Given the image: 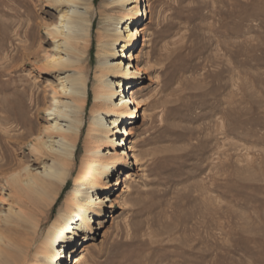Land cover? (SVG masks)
Masks as SVG:
<instances>
[{"label":"rangeland","instance_id":"374dc122","mask_svg":"<svg viewBox=\"0 0 264 264\" xmlns=\"http://www.w3.org/2000/svg\"><path fill=\"white\" fill-rule=\"evenodd\" d=\"M107 1H94L93 41L82 63L90 97L76 170L89 142ZM107 7L110 15L122 12ZM57 15L49 0H0V146L8 128L11 135L20 132L14 126L24 85L28 113L37 112L29 99L34 90L41 97L34 121L47 124L56 79L41 71V59L24 69L22 49L51 54L49 27L39 26ZM143 17L146 32L132 64L142 71V98L153 105L141 107L135 134L127 136L136 141L134 150L126 149L130 177L113 188L116 207L106 208V227L83 251L81 264H264V0H146ZM32 140L9 145L11 172L27 164L39 168ZM76 170L52 215L75 188ZM118 177H125L123 170ZM9 192L1 178L0 213Z\"/></svg>","mask_w":264,"mask_h":264},{"label":"bare ground","instance_id":"6f19581e","mask_svg":"<svg viewBox=\"0 0 264 264\" xmlns=\"http://www.w3.org/2000/svg\"><path fill=\"white\" fill-rule=\"evenodd\" d=\"M49 1L58 11L57 18L44 22L39 28L42 31L43 27H49L52 53L43 56L29 45L22 50L24 69L31 59L42 60L41 71L56 79L52 84L54 93L46 108L47 124L38 127L33 115L40 113L41 97L31 91L30 103L37 107V112L30 115L25 106L29 87L24 85L19 93L14 126L20 132L11 135L8 128L7 139L0 146V179L4 178L10 187V192L2 199L7 208L0 213V264L82 263L83 251L89 249L97 231L106 227V208L116 207L113 188L127 184L130 177L126 169L130 154L126 149L134 150L136 141L127 136L135 134L132 125L141 107L153 105V99L142 98L139 86L142 71L132 64L139 58L134 51L146 29L143 26L146 0L107 1L101 11L105 24L99 30V54L103 58L95 71L97 82L89 142L76 170L78 140L85 131V110L90 97L88 68L82 63L93 41L95 0ZM112 4L121 9L119 15L108 14L107 6ZM122 36L124 40L117 47ZM125 52L128 54L126 62L121 58L126 60ZM66 68L75 71L64 74ZM32 139L36 140L33 150L39 168L32 169L27 164L11 172L15 159L9 145H24ZM104 145L111 149L103 152ZM18 163L21 166L22 162ZM75 170V188L52 215L59 190L68 184ZM122 170L125 177L116 179ZM8 171L10 174L6 175Z\"/></svg>","mask_w":264,"mask_h":264}]
</instances>
